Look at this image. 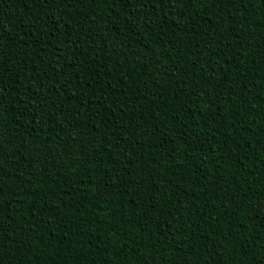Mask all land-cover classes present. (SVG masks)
<instances>
[{"label": "trees", "instance_id": "1", "mask_svg": "<svg viewBox=\"0 0 264 264\" xmlns=\"http://www.w3.org/2000/svg\"><path fill=\"white\" fill-rule=\"evenodd\" d=\"M0 264H264V4L0 0Z\"/></svg>", "mask_w": 264, "mask_h": 264}, {"label": "snow or ice", "instance_id": "2", "mask_svg": "<svg viewBox=\"0 0 264 264\" xmlns=\"http://www.w3.org/2000/svg\"><path fill=\"white\" fill-rule=\"evenodd\" d=\"M257 4H264V0H256Z\"/></svg>", "mask_w": 264, "mask_h": 264}]
</instances>
